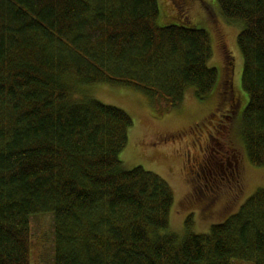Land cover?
Masks as SVG:
<instances>
[{
	"label": "trees",
	"instance_id": "trees-1",
	"mask_svg": "<svg viewBox=\"0 0 264 264\" xmlns=\"http://www.w3.org/2000/svg\"><path fill=\"white\" fill-rule=\"evenodd\" d=\"M216 2L243 24L242 138L264 167V0ZM159 15L158 0H0V264H31L30 220L42 213L54 219L53 264H264V189L208 234L160 235L174 192L143 167L121 168L132 117L74 95L127 87L159 114L190 89L209 96V33L160 27Z\"/></svg>",
	"mask_w": 264,
	"mask_h": 264
},
{
	"label": "rangeland",
	"instance_id": "rangeland-1",
	"mask_svg": "<svg viewBox=\"0 0 264 264\" xmlns=\"http://www.w3.org/2000/svg\"><path fill=\"white\" fill-rule=\"evenodd\" d=\"M158 3V26L188 25L209 33L213 49L210 66L218 70V82L213 92L200 99L194 89H190L180 107L163 114L155 110L148 97L127 87L77 86L74 95L116 106L132 117L134 126L129 131L128 144L120 154L121 168L131 170L140 166L170 184L175 203L168 228L159 234H176L182 241L188 233H210L214 224L228 219L257 190L264 189V167L251 164L242 138V117L249 102L242 87L243 57L238 46L243 24L225 19L216 0H158ZM230 79H233L237 102L233 118L227 119L225 116L230 113L224 93L225 82ZM220 122L223 128H220ZM217 145L235 149L241 160L242 178L239 187L235 186L236 182L223 180L222 198L217 204H208L203 209L206 200L196 192L199 182L196 172L204 162L222 161ZM189 216H193V223L187 228ZM53 225L50 213L32 216L31 264H53Z\"/></svg>",
	"mask_w": 264,
	"mask_h": 264
},
{
	"label": "flooded vegetation",
	"instance_id": "flooded-vegetation-1",
	"mask_svg": "<svg viewBox=\"0 0 264 264\" xmlns=\"http://www.w3.org/2000/svg\"><path fill=\"white\" fill-rule=\"evenodd\" d=\"M225 87L224 99L228 105L227 111L230 113L225 118L227 117L228 119V117L233 118L237 102L234 94L233 79L227 80ZM220 128H223L222 124ZM218 131L221 132L220 129ZM217 146V152L220 154V160L222 161L219 163L204 162L199 167V171L196 172V178L199 180L196 192L199 197H203L206 200L203 209H206L208 204H217L219 199L222 198L223 191H221V184H223V180L233 181L232 183L236 182L234 184L237 187L242 178L241 160L236 154L235 149L232 147L230 149H224L219 145ZM224 157H226L225 161H223Z\"/></svg>",
	"mask_w": 264,
	"mask_h": 264
}]
</instances>
